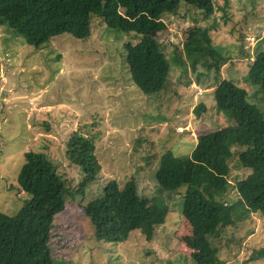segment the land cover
Instances as JSON below:
<instances>
[{
  "label": "rangeland",
  "instance_id": "rangeland-1",
  "mask_svg": "<svg viewBox=\"0 0 264 264\" xmlns=\"http://www.w3.org/2000/svg\"><path fill=\"white\" fill-rule=\"evenodd\" d=\"M192 27L207 29L223 58L218 70L201 64L192 69L184 58L182 44ZM90 30L87 38L61 34L35 49L0 25V212L14 215L27 198L17 174L24 152H38L70 190L50 227L57 264H194L187 246L191 228L181 214L186 187L159 190L152 173L165 151L188 155L197 135L233 123L227 111L215 108L213 89L221 79L243 86L264 112V96L246 81L257 45L264 49V0H213L208 15L180 1L176 12L164 14L148 35L160 43L170 70L162 89L150 94L132 83L124 60L123 44L138 37L94 18ZM200 102L206 111L196 117ZM72 132L95 137L101 167L83 193L73 190L83 172L65 154ZM229 165L231 184L223 196L228 204L239 197L235 180L250 172L234 158ZM130 177L141 196L167 207L164 222L149 240L139 230L121 242L96 240L83 205L101 195L109 180L122 186ZM212 242L224 264H264V257L254 258L264 247V217L250 212L222 228Z\"/></svg>",
  "mask_w": 264,
  "mask_h": 264
},
{
  "label": "trees",
  "instance_id": "trees-1",
  "mask_svg": "<svg viewBox=\"0 0 264 264\" xmlns=\"http://www.w3.org/2000/svg\"><path fill=\"white\" fill-rule=\"evenodd\" d=\"M180 1L206 15L213 11V0H0V25L35 49L61 34L78 39L89 37L93 18L107 28L134 33L138 41L123 44L124 60L132 83L150 94L162 89L170 62L157 39L148 34L164 14L177 11ZM182 50L192 69L201 64L208 70H218L223 60L212 46L207 29L200 27L187 30ZM175 60L184 64L183 59ZM246 81L264 96V49L259 45ZM248 96L247 90L234 80L221 79L213 89L215 108L227 111L233 123L197 135L188 155L165 151L152 173L159 190L186 187L181 214L191 228L187 246L194 264H224L213 238L250 212L264 217V112ZM205 111L202 102L194 107L196 117ZM94 151L95 137L79 132L68 135L66 157L83 172L82 180L73 189L77 193H83L100 172ZM233 158L250 172L235 180L239 197L228 204L223 196L231 184L227 175ZM17 183L27 198L14 215L0 212V264H57L49 247L50 227L54 216L64 209V197L70 190L55 173L53 163L33 151L24 152ZM167 211L166 206H158L138 193L134 177L122 186L109 180L101 195L83 205L95 239L108 242L124 241L133 230L151 239ZM261 257L264 247L254 253L255 259Z\"/></svg>",
  "mask_w": 264,
  "mask_h": 264
}]
</instances>
